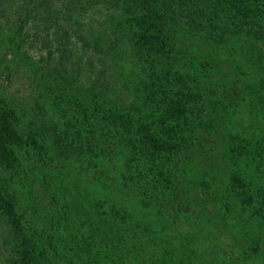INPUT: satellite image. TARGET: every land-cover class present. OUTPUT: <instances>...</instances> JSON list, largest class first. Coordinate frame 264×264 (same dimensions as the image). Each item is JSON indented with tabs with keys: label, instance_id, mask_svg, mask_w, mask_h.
<instances>
[{
	"label": "rangeland",
	"instance_id": "374dc122",
	"mask_svg": "<svg viewBox=\"0 0 264 264\" xmlns=\"http://www.w3.org/2000/svg\"><path fill=\"white\" fill-rule=\"evenodd\" d=\"M35 1L0 0L1 104L23 128L48 118L76 130L75 120L86 118L88 137L85 150L67 156L40 139L18 150L12 170L0 165V185L16 206L14 218L0 214V264H27L28 253L37 264H264V0H184L183 24L163 33L171 43L164 54L133 46L141 37L135 16L157 0H114L119 9L49 0L71 12L60 25L36 13L44 5ZM25 9H33L29 18ZM189 19L216 29L192 34ZM62 26L74 48L65 67L48 58ZM108 44L116 54L100 51ZM177 72L193 89L187 101L154 83L166 77L178 86L184 78L175 79ZM97 75L109 98L87 95ZM148 82L155 101L143 106ZM110 98L136 122L126 132L144 122L156 134H165L160 120L171 99L180 100L171 119L179 180L167 173L161 185L150 182L133 150L116 143L121 114L110 115ZM161 172L155 177L164 178ZM162 186L170 193L163 196Z\"/></svg>",
	"mask_w": 264,
	"mask_h": 264
},
{
	"label": "trees",
	"instance_id": "16d2710c",
	"mask_svg": "<svg viewBox=\"0 0 264 264\" xmlns=\"http://www.w3.org/2000/svg\"><path fill=\"white\" fill-rule=\"evenodd\" d=\"M45 3H44V2ZM32 2H36L35 0H32ZM72 0H67V4H71ZM109 3L113 4L116 7L123 8L118 2H114V0H89L87 4L89 6H94L96 3ZM44 6L41 8H35L36 13H38V10L40 11L41 15L49 21V23H55L56 25H60V20L63 19L66 16H69L70 18V10L62 11L59 8H55L54 5L49 2V0H41V2ZM137 3V0L136 2ZM149 7L151 9L146 10L147 15H139L135 16V25L134 29L135 31H138L141 33V37L133 42V46L138 48L139 50H144L145 52H150L151 54H164L168 51L169 47H171L170 39L168 36L165 38L163 37V33L166 34L167 30H171L174 26V24H183L180 20L185 18V14H183L182 9L184 8V0H157L155 2H150ZM21 6V5H20ZM23 8V5L21 6ZM28 8V7H26ZM116 9V8H114ZM73 9H71L72 11ZM117 10V9H116ZM118 11V10H117ZM26 14V18H29L32 15L33 9L27 11L24 10ZM70 12V13H68ZM221 13V12H220ZM255 14V13H254ZM256 16H261V14H256ZM178 22V23H175ZM192 23V24H191ZM187 24L190 26L193 25V22L191 19L187 21ZM191 32L192 34L207 30L209 29H216L214 27L210 26H192ZM243 27L242 25H239V28L237 30L239 31ZM62 39L56 38V50L50 49L48 52V58L56 59V64H60L61 66H66L67 61L71 59L73 56L74 48L71 40V32L69 30L65 29L62 26ZM208 28V29H207ZM230 30L228 28H224L221 32V29H217L215 32L216 34H222L224 30ZM249 31V30H248ZM150 33V34H149ZM260 36L264 37V28L263 30H260L258 32ZM149 34V35H147ZM171 35V33H170ZM176 35V34H173ZM179 35V34H178ZM163 37V39H162ZM165 39V40H164ZM95 50L97 47H100V44H95L94 46ZM173 47V46H172ZM117 48V45L108 44V47L105 50V52H111L113 53V50ZM58 53V54H57ZM107 54V53H106ZM116 53H113V55ZM191 59L189 61H186L185 64L187 66L190 65ZM64 72H68L67 69H64ZM99 75L106 76V72L102 70ZM97 75V78L94 79L92 82V87L89 91H87V95H91L92 97L97 96H106L109 98L108 94H105L104 92V86L103 84L105 81H101L100 76ZM175 79H181L184 78V80L177 85H174L173 83L166 82V77H163V79L157 80L158 83L154 82L158 89L159 93H164L168 90L172 91L176 97H181L180 99H183V97L186 98V101L188 100L189 96L191 95L190 92H193V89L191 85L189 84L187 78L184 74L176 73L174 74ZM106 79V78H105ZM150 79V78H149ZM165 80V82H163ZM74 82V81H73ZM72 83V80H69V84ZM73 84V83H72ZM162 85V86H161ZM64 87V86H63ZM104 87V88H103ZM138 84L135 85L136 91L144 90V93H142L143 97V106L146 105L145 103L151 102L153 103L155 101V98L153 96V89L156 91V86L152 83H145L142 85V89H138ZM178 88V91H174L173 89ZM61 95V94H60ZM188 96V98H187ZM67 95L64 96L66 98ZM111 97V96H110ZM106 102H109V113L110 115L114 116L117 112L121 114V120L120 124L118 125L117 131L120 132V139L116 141V143H122L125 144V147L133 150L132 153L138 158L139 162L138 164L141 166L140 168H143L144 170L150 172V182H156L157 184L163 183L162 181L166 180V177L169 176L167 173L172 175H176L175 179H178V170L177 167L175 168V164H172L174 159L176 158L175 147L172 146L173 143H178V139L174 136V132L171 133L172 130V116L175 115V113L178 111V104L180 100L177 101L174 99H171V103H174L173 108L170 110V114H165V118L160 120V124H162V128L165 131V134L163 133H153V129L149 128V125L144 124V122L140 123V128H137V132L131 130V132H126L127 129L134 125L135 123L131 122L132 115H130V111L121 112L122 108L124 107L123 104H120L119 101L110 98V100L106 99ZM2 101H0V165L4 166L8 170H12L13 167H15L16 163L19 162L18 157V150L20 148H23L25 145H33L39 142L40 139H46L51 142H53L58 151L61 155L67 156L70 154H76L77 151H83L85 150L83 146L82 140L84 138H87L88 136H84V128L87 125L85 119H79L75 120V128L71 130L69 124H72L70 121L63 122L62 125L57 124L55 122H52L50 120L47 121H41L37 124V122L33 121L28 127L23 128L22 122L18 118L17 114L8 106L2 105ZM183 105V104H181ZM179 105L180 111L184 112L185 108L184 106ZM120 109V110H119ZM115 110L117 112H115ZM209 111L205 112L208 113ZM207 116V115H206ZM130 118V120H129ZM74 120V119H73ZM117 120L115 119L113 122H111L112 126L116 125ZM91 123V122H90ZM132 127V126H131ZM128 134H126V133ZM155 132V131H154ZM128 138V139H125ZM168 138V139H165ZM112 144L107 138H106V144ZM115 143V142H114ZM103 140L99 142L100 146H103ZM231 150H234V147L229 146ZM96 148V147H95ZM92 149V148H91ZM97 149V148H96ZM101 149V148H99ZM102 150V149H101ZM92 151H96L93 150ZM104 151V150H103ZM123 150H117V153H122ZM87 153H89V150H86ZM124 152V151H123ZM126 153V152H124ZM128 153L127 158L131 157L133 154ZM131 155V156H130ZM111 154H109V157ZM91 157H98L97 154L93 156L91 154ZM221 157V156H219ZM124 159V158H123ZM216 159V158H215ZM166 162V163H165ZM163 165L166 166V169H164ZM161 167L163 168L164 172H161L164 178L159 179L155 177L157 175L156 172L160 173ZM172 168V171L170 172V169ZM144 173L137 172L136 176L142 178ZM4 177V176H2ZM133 179L132 184H137V181ZM179 180V179H178ZM4 182L6 183V178L4 177ZM161 185V184H159ZM163 196L166 194H169L170 192H165V187L162 186ZM8 195H12L8 189L4 188L0 185V214L4 217L8 218H14L16 216V206L13 204L11 199H8ZM172 195H174L172 193ZM264 196L263 194H261ZM226 198V197H225ZM153 206H161L162 203H155ZM28 263L27 264H37L34 260V258L31 256L30 253H28Z\"/></svg>",
	"mask_w": 264,
	"mask_h": 264
}]
</instances>
